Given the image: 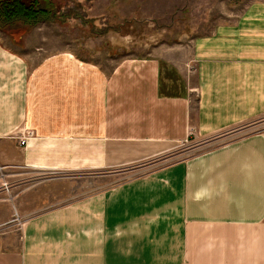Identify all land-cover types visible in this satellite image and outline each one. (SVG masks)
<instances>
[{
	"label": "crops",
	"instance_id": "crops-1",
	"mask_svg": "<svg viewBox=\"0 0 264 264\" xmlns=\"http://www.w3.org/2000/svg\"><path fill=\"white\" fill-rule=\"evenodd\" d=\"M237 2L183 58L109 69L0 32V163L107 170L263 115L264 0ZM250 130L29 216L23 197L19 229L12 202L0 201V264H264V127Z\"/></svg>",
	"mask_w": 264,
	"mask_h": 264
},
{
	"label": "rangeland",
	"instance_id": "rangeland-1",
	"mask_svg": "<svg viewBox=\"0 0 264 264\" xmlns=\"http://www.w3.org/2000/svg\"><path fill=\"white\" fill-rule=\"evenodd\" d=\"M237 1L52 0L50 4L59 16L58 20H42L30 26L21 24L18 29L0 32L9 35L19 47L27 44L29 51L34 52L37 46V51L42 50L47 56L60 50H72L77 56L106 65L109 69L130 57L167 55L183 58L194 36L210 32L217 19L237 5ZM66 15L69 17L65 18ZM254 127H264V114L208 137L173 145L141 163H125L107 170L69 174L0 163V201L12 202L11 219L16 220V229H19L17 220L21 215L14 204L23 197H28L29 205H34L25 214L29 216L38 212L34 208L41 202L53 200L55 205H59L109 189L129 180L136 171L145 169L156 159L168 155L190 156L237 139ZM40 187H46L47 192L34 194ZM30 191L33 193H28Z\"/></svg>",
	"mask_w": 264,
	"mask_h": 264
},
{
	"label": "trees",
	"instance_id": "trees-1",
	"mask_svg": "<svg viewBox=\"0 0 264 264\" xmlns=\"http://www.w3.org/2000/svg\"><path fill=\"white\" fill-rule=\"evenodd\" d=\"M52 0H0V30L11 31L23 25H35L42 20H58L52 10ZM69 16H65L68 18Z\"/></svg>",
	"mask_w": 264,
	"mask_h": 264
},
{
	"label": "built area",
	"instance_id": "built-area-1",
	"mask_svg": "<svg viewBox=\"0 0 264 264\" xmlns=\"http://www.w3.org/2000/svg\"><path fill=\"white\" fill-rule=\"evenodd\" d=\"M19 140H20V144L21 145H24L25 144V141H26V137L25 136H22Z\"/></svg>",
	"mask_w": 264,
	"mask_h": 264
}]
</instances>
